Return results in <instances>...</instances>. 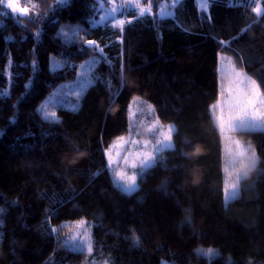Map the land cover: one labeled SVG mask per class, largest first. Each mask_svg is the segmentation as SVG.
Returning <instances> with one entry per match:
<instances>
[{
  "label": "trees",
  "instance_id": "obj_1",
  "mask_svg": "<svg viewBox=\"0 0 264 264\" xmlns=\"http://www.w3.org/2000/svg\"><path fill=\"white\" fill-rule=\"evenodd\" d=\"M99 1L0 4V264H83L86 252L62 244L65 222L80 218L92 221L93 253L108 264H264V130L238 131L259 159L225 202L219 107L211 108L220 53L264 92V0H211L209 10L179 0L165 15L161 0H141L149 13L127 6L118 27L91 25ZM93 59L78 107L61 106L46 122L39 104ZM135 94L175 123V147L126 194L105 150L128 131Z\"/></svg>",
  "mask_w": 264,
  "mask_h": 264
},
{
  "label": "rangeland",
  "instance_id": "obj_2",
  "mask_svg": "<svg viewBox=\"0 0 264 264\" xmlns=\"http://www.w3.org/2000/svg\"><path fill=\"white\" fill-rule=\"evenodd\" d=\"M107 1V2H106ZM179 0H161L159 3V8L162 9V15L169 13L173 10L175 4ZM140 2V4L138 3ZM197 3L200 8H204L206 10L210 9L211 0H197ZM258 5H260L258 3ZM12 8L15 12H20L22 9L20 5L16 2L11 4ZM127 6L129 7H137L138 9L141 6H147L141 3V0H100L99 1V13L98 15L91 18V25H99L104 23H110L113 25L117 24L118 20L125 21V12ZM115 9L113 12L112 10ZM150 11V10H149ZM151 12V11H150ZM144 13H149L148 9ZM106 18V19H104ZM103 19V23H99ZM220 60V98L218 101V117L220 128L223 121L220 119L221 109L223 110V115L226 118L230 111L235 112V108L229 109L228 102L232 100L233 102L239 98L244 93H250V82L258 81L244 71L240 66H237L233 57L228 56L225 53L219 54ZM86 63H84L77 76L73 79L63 81L57 85L39 104L38 110L41 114L40 109L42 107L45 110L52 114H55L56 120L59 119L58 108L63 106L67 108H76L79 105L80 97L84 90L81 89L80 84L83 82L86 76H90L92 78V67L90 66V70L88 67H84ZM55 62H51V68H55ZM259 85V84H258ZM261 91V88H260ZM262 92V91H261ZM149 105L152 107L149 108ZM257 108L261 111H264V105H261L257 102ZM42 115V114H41ZM128 127L131 131H128L124 134L119 135L116 139H114L106 149L111 146V159L112 165L111 168L115 171H124L127 175H132L133 172H137L139 170V166L141 161L144 159L145 152H151L155 156L157 161L158 156L155 153V147L157 145V140H163V137L159 135L160 131L163 130L167 132L169 125H175L173 121H165L160 118L157 114L154 105L141 95L135 94L131 98V101L128 106ZM242 130L238 127L233 128L232 130H226L221 128L222 134V142H223V169L228 165V161L231 156H234L237 151L240 150V147L249 148L250 151L248 155H251L252 152L256 154V163L254 167L257 165V161L259 159V155L257 149L254 144L245 138L240 137L238 131ZM119 137H124L127 140V143H123L118 140ZM240 141V146H237L236 141ZM147 142V144L145 143ZM173 143V133H172V141ZM174 144V143H173ZM167 150V149H165ZM164 150V151H165ZM163 151V152H164ZM108 161V157H107ZM135 164L136 167L133 168L132 165ZM251 161H244L241 163L235 171H233L232 167L229 166V171H233L232 180H235V176L237 172H245V169L248 165H251ZM109 166V163H108ZM113 177V172L110 171ZM140 176L138 174L137 182L140 184ZM225 178L226 174L224 173V188H225ZM114 180V177H113ZM242 180V179H241ZM241 180L239 182V193L241 191ZM224 201L226 200L225 191H224ZM83 222V223H81ZM67 226V230L64 233L62 238V244L70 249H74V243L86 242V244L91 245V250H85L87 256L85 262L83 264H108L109 261L107 258H98L93 252V223L91 220L87 218H80L73 221L65 222ZM163 264H168V261H164Z\"/></svg>",
  "mask_w": 264,
  "mask_h": 264
},
{
  "label": "snow or ice",
  "instance_id": "obj_3",
  "mask_svg": "<svg viewBox=\"0 0 264 264\" xmlns=\"http://www.w3.org/2000/svg\"><path fill=\"white\" fill-rule=\"evenodd\" d=\"M3 3V0H0V4ZM21 13H26L27 9H20ZM113 12L115 9L112 10ZM146 11V9L141 8L140 12L143 14ZM255 12L259 13L260 8L254 9ZM7 15V13H4ZM106 19V18H104ZM99 23H103V19L99 21ZM125 23L124 20H118L117 24L114 25L115 27L122 26ZM89 47H94L95 42L94 41H87L86 42ZM96 51L99 54H103L102 49H96ZM98 61L96 59H93L89 62H86L84 67H88L90 70V66L92 64L97 63ZM92 83V78L90 76H86L83 82L80 84L81 89L87 88ZM250 93H244L239 98H237L234 102L232 100H229L228 106L229 109L235 108V112L230 111L228 116L225 118L223 115V110L221 109L220 113V119L223 121L221 128L226 130H232L235 127H238L240 129H248V130H264V111H261L257 108V102H259L261 105H264V92L260 91V86L256 83V81L250 82ZM152 106L149 105V108ZM218 107L217 105H212L211 108L215 109ZM43 119H45L46 122H56L55 114L48 113L44 107L40 109ZM131 131V127L129 129ZM176 131L175 125H169L167 132L161 130L159 135L163 137V140H157L158 146L155 147V153L157 155L161 154L165 149L167 150H173L175 145L171 142L172 141V133ZM119 141L123 143H127V140L124 137H119ZM147 144V142H145ZM190 143V142H188ZM237 146H240V141L235 142ZM250 149L249 148H243L240 147V150L237 151V153L234 156H231V158L228 161V165L232 167L233 171L237 169V167L243 163L244 161L248 160L251 161L252 165H255L256 163V154L255 152H252L251 155H248ZM105 155L108 157V163H109V170L113 172L114 177V183L118 187L119 190L126 194H132L139 190V183L137 182L138 174L141 177V179L156 165V159L153 153L151 152H145L144 159L141 161L138 173L133 172L132 175H127L124 171H115L111 168L112 165V159H111V146L105 150ZM184 155L187 157V153H184ZM229 166H225L223 169V172L226 174L225 178V196L226 200H232L237 198L239 194V182L242 179L244 173L237 172L235 176V180H232V173L233 171H229ZM133 168L136 167L135 164L132 165ZM190 211V210H185ZM83 223V222H81ZM55 231V229H53ZM136 242L138 243V238H135ZM74 248L83 252L85 250L90 251L91 245L86 244V242H80V243H74Z\"/></svg>",
  "mask_w": 264,
  "mask_h": 264
},
{
  "label": "clouds",
  "instance_id": "obj_4",
  "mask_svg": "<svg viewBox=\"0 0 264 264\" xmlns=\"http://www.w3.org/2000/svg\"><path fill=\"white\" fill-rule=\"evenodd\" d=\"M253 169H254V165H252V164L248 165L245 169V172H244L242 179H248L249 176L251 175V172L253 171Z\"/></svg>",
  "mask_w": 264,
  "mask_h": 264
},
{
  "label": "crops",
  "instance_id": "obj_5",
  "mask_svg": "<svg viewBox=\"0 0 264 264\" xmlns=\"http://www.w3.org/2000/svg\"><path fill=\"white\" fill-rule=\"evenodd\" d=\"M260 8V11H262L263 10V7L261 6V5H258L256 8ZM160 13V15H162V11H160L159 12ZM167 14V13H166ZM231 57V56H230ZM220 58V57H219ZM219 62H220V60H219ZM219 74H220V63H219ZM262 91V90H261ZM220 130H221V128H220Z\"/></svg>",
  "mask_w": 264,
  "mask_h": 264
}]
</instances>
